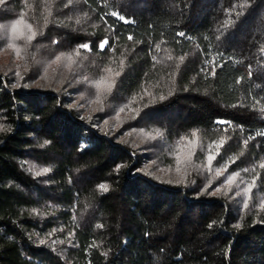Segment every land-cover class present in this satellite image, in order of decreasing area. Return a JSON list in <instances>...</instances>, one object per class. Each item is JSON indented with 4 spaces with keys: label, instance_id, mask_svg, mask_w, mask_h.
Wrapping results in <instances>:
<instances>
[{
    "label": "trees",
    "instance_id": "trees-1",
    "mask_svg": "<svg viewBox=\"0 0 264 264\" xmlns=\"http://www.w3.org/2000/svg\"><path fill=\"white\" fill-rule=\"evenodd\" d=\"M16 18L35 33L16 50L117 68L114 105H137L167 142H219L216 158L249 166L256 188L242 208L198 176H151L144 153L101 126L106 115L79 114L53 84L33 83L28 55L8 56L0 264H264V0H0V22Z\"/></svg>",
    "mask_w": 264,
    "mask_h": 264
},
{
    "label": "rangeland",
    "instance_id": "rangeland-1",
    "mask_svg": "<svg viewBox=\"0 0 264 264\" xmlns=\"http://www.w3.org/2000/svg\"><path fill=\"white\" fill-rule=\"evenodd\" d=\"M18 20L22 19L0 22V65L8 64L6 62L8 56L18 64L22 57L29 54V51H22L24 49L22 46H18L19 54L15 49L20 35L27 37L32 33V30L30 32L26 27L27 23L22 20L23 23L17 25L16 33L13 34L11 26ZM76 57H79V62L84 60L83 66H80V63H73ZM28 59L36 64L30 66L29 70L32 71L35 67L39 70V76L33 83L53 84L61 94L72 98L70 105L77 109L79 114L90 116L95 122L98 120V116L95 115L97 111L106 115L100 121L101 126L143 152L145 160L142 169L151 176L164 180H182L198 176L205 190L220 192L242 208L249 204L256 188V179L251 175V168L246 165L239 168L238 164L231 163L226 158H216L219 142L211 145L204 143L197 132L183 135L178 141L167 142L157 126L142 119L137 105L122 106V102L114 105L116 92L112 81L117 68L107 66L103 70L104 73L99 75L98 69L90 64L87 67L89 63L87 57L77 52L55 51L44 56L28 55ZM96 62L98 61H95V64L99 66ZM13 70V75L19 72L16 66L12 68ZM29 70L28 72H31ZM101 80L104 83L97 87V82ZM193 133L195 135H192ZM209 155L214 157L210 164ZM28 166L33 173H42L46 169V166L32 162ZM256 201L264 204V195L257 193Z\"/></svg>",
    "mask_w": 264,
    "mask_h": 264
},
{
    "label": "snow or ice",
    "instance_id": "snow-or-ice-1",
    "mask_svg": "<svg viewBox=\"0 0 264 264\" xmlns=\"http://www.w3.org/2000/svg\"><path fill=\"white\" fill-rule=\"evenodd\" d=\"M112 15H118L117 13H115V12H113L112 13ZM121 19H123V17H120ZM21 23H23V21L22 20H18V21H16L15 23H13L12 24V26H11V28H12V32H13V34H15L16 33V29H17V25H19V24H21ZM26 27L28 28V30L31 32V25H26ZM34 36H35V33L34 32H32V35H29V36H27V40H32L33 38H34ZM129 39H131V37H129ZM105 43H106V41H105ZM82 47H87V45H83ZM100 47L101 48H103L104 47V43H102L101 45H100ZM17 54H19V51L17 50ZM59 59V58H58ZM69 59H70V57H69ZM118 74V73H117ZM104 83V81L103 80H101V81H99V82H97V87H100L102 84ZM110 87V86H109ZM262 110H264V109H262ZM192 135H195V133H193ZM221 143H223V142H221ZM214 159V157L212 156V155H209L208 156V161H209V164L211 163V161ZM261 167H264V165H261ZM44 172H47L48 170L47 169H44L43 170ZM38 175H39V173H38ZM103 191H107V186L106 185H100L99 186Z\"/></svg>",
    "mask_w": 264,
    "mask_h": 264
}]
</instances>
